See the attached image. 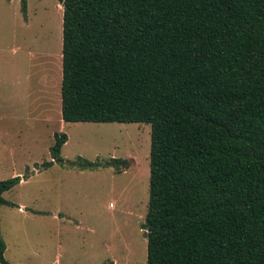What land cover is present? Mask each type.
<instances>
[{
	"label": "trees",
	"instance_id": "obj_1",
	"mask_svg": "<svg viewBox=\"0 0 264 264\" xmlns=\"http://www.w3.org/2000/svg\"><path fill=\"white\" fill-rule=\"evenodd\" d=\"M60 2L63 121L151 125L148 264H264V0Z\"/></svg>",
	"mask_w": 264,
	"mask_h": 264
},
{
	"label": "rangeland",
	"instance_id": "obj_2",
	"mask_svg": "<svg viewBox=\"0 0 264 264\" xmlns=\"http://www.w3.org/2000/svg\"><path fill=\"white\" fill-rule=\"evenodd\" d=\"M0 0V181H23L0 205L11 264H148L146 123H65L60 0ZM55 133L63 163L50 168ZM120 159L128 168H78ZM76 165V166H73ZM1 264V263H0Z\"/></svg>",
	"mask_w": 264,
	"mask_h": 264
}]
</instances>
